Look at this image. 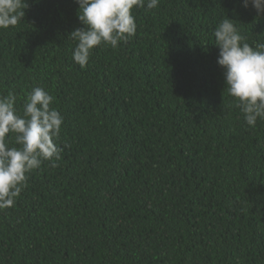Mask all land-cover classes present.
Returning <instances> with one entry per match:
<instances>
[{"label":"trees","instance_id":"trees-1","mask_svg":"<svg viewBox=\"0 0 264 264\" xmlns=\"http://www.w3.org/2000/svg\"><path fill=\"white\" fill-rule=\"evenodd\" d=\"M26 2L0 29V95L14 91L21 115L32 88L53 95L63 151L0 209V264H264V121L246 125L214 44L229 17L264 44V15L160 0L82 68L76 0Z\"/></svg>","mask_w":264,"mask_h":264},{"label":"clouds","instance_id":"clouds-1","mask_svg":"<svg viewBox=\"0 0 264 264\" xmlns=\"http://www.w3.org/2000/svg\"><path fill=\"white\" fill-rule=\"evenodd\" d=\"M84 27L69 33L77 42L72 58L84 68L92 50L101 45L113 49L136 35L134 8L154 9L160 0H76ZM264 15V0H241ZM26 0H0V29L15 27L25 16ZM219 48L217 63L223 68L227 92L235 98L247 126L264 121V44L243 42L232 18L222 19L214 30ZM54 96L40 86L26 93L22 115L14 91L0 95V209L14 205L27 186L29 175L45 161L56 167L63 148L57 143L64 117L53 107ZM14 141L17 147H11Z\"/></svg>","mask_w":264,"mask_h":264}]
</instances>
